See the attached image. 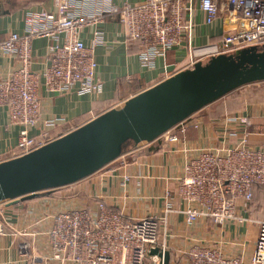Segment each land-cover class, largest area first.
<instances>
[{"label": "built area", "instance_id": "2783aa9c", "mask_svg": "<svg viewBox=\"0 0 264 264\" xmlns=\"http://www.w3.org/2000/svg\"><path fill=\"white\" fill-rule=\"evenodd\" d=\"M186 1L193 0H125L120 5L112 0H54V11L26 12L24 31L10 32L0 40V54L15 56L18 61L8 76L0 77V107H5L11 124L20 126L14 156L56 138L48 129L60 118H41V88L57 93L101 92L102 82L95 76L94 49L102 42L97 25L105 17H115L125 37L137 43L138 59L146 69H152L155 60L169 49L186 47L184 60L174 62L171 69L165 66L166 77L218 54L264 46V0H198L205 23H212L221 9H225L230 23V29L218 41L202 45L183 42L188 27L183 21ZM88 26L93 27L90 45L80 38V32ZM37 37L50 41L49 64L42 71L31 68V44ZM188 118L175 126L184 130L186 125L182 124ZM189 125L198 126L192 120ZM32 129L36 130L33 134ZM160 137L164 144L179 140V135L169 130ZM123 179L128 181L129 177ZM253 184L264 186L263 148L247 147L245 136L233 146L200 147L194 156L186 158L173 194L166 193L165 213L177 210L172 207L171 199L175 198L184 204L181 213L187 225L204 219L214 226L235 220L245 223L247 218L239 213L249 206ZM92 201L93 207L68 206L51 215L43 234L48 263L164 264L163 253L168 251L164 216L131 218L122 209L108 207L102 198ZM3 232L0 221V234ZM155 248L159 254L151 253ZM180 259L184 264H264V220L257 223L247 258L224 253L214 245L192 242Z\"/></svg>", "mask_w": 264, "mask_h": 264}, {"label": "crops", "instance_id": "0c3cea01", "mask_svg": "<svg viewBox=\"0 0 264 264\" xmlns=\"http://www.w3.org/2000/svg\"><path fill=\"white\" fill-rule=\"evenodd\" d=\"M112 1L120 5L125 0ZM126 1L137 3L143 0ZM40 10L54 11V0H0V40L10 32L22 33L25 13ZM183 21L188 25L183 42L192 45L218 41L230 29L225 9L220 10L212 23H205L198 0L185 2ZM97 29L102 42L94 49L95 76L102 82L101 92L89 95L40 89L41 118H60L48 129L51 137L68 132L109 108L120 107L130 96L166 78L165 66L171 69L174 62L184 60L187 55L186 47L169 49L164 57L155 60L152 69H146L138 59L137 43L125 37L115 17H105ZM92 32L93 27L89 26L80 32V38L86 45H90ZM49 42L45 37L32 40L33 70L42 71L49 64ZM17 64L15 56L0 54V77L8 76ZM234 115L237 116L235 119H229ZM193 116L191 120L198 126L189 125L178 142L157 143L158 138L152 141L156 142L155 147L152 144L144 147L146 150L142 155L136 153L135 147H126L120 157L84 178L87 181L79 193L78 186L57 189L69 187V191L80 196L85 189L87 197L102 198L115 209L123 210L126 206L140 204V211L144 214L152 211L156 216H164L168 227V264H184L179 258L186 245L192 242L214 245L224 253L241 254L247 258L255 240L257 223L264 220V216L259 214L264 210L263 185V188L256 187L259 189L254 191L249 208L240 210L239 214L247 221H229L222 226H214L205 219L192 225L185 224L181 213L184 204L171 199L172 207L177 210L165 213L168 204L165 196L168 192L173 194L176 178L182 174L186 158L194 156L200 147L233 146L245 136L247 147L264 149V86L236 90L203 107ZM239 118L246 121L241 122ZM19 130L20 126L9 122L5 107H0V160L14 156ZM35 132L32 129L31 133ZM128 175L130 179L124 181ZM57 189L31 199L0 202V221L4 225V232L0 234V264H54L45 259L49 250L43 234L50 225L51 215L68 207L65 200L52 195ZM252 206L258 210L252 212ZM131 212L125 213L133 217V210Z\"/></svg>", "mask_w": 264, "mask_h": 264}, {"label": "water", "instance_id": "95a60500", "mask_svg": "<svg viewBox=\"0 0 264 264\" xmlns=\"http://www.w3.org/2000/svg\"><path fill=\"white\" fill-rule=\"evenodd\" d=\"M259 81H264V46L198 61L130 96L120 107L25 154L0 160V202L31 199L84 179L127 146L152 142L203 107ZM163 256L167 264L169 252Z\"/></svg>", "mask_w": 264, "mask_h": 264}, {"label": "rangeland", "instance_id": "374dc122", "mask_svg": "<svg viewBox=\"0 0 264 264\" xmlns=\"http://www.w3.org/2000/svg\"><path fill=\"white\" fill-rule=\"evenodd\" d=\"M262 86H264V81H259V82H254V83H251V84H247V85H244V86H242V87H239V88H237L236 90H243V89H248V87H255V88H262ZM236 90H234V91H232L231 93H233V92H235ZM224 97V96H223ZM197 113V112H196ZM195 114V113H194ZM194 114H192L191 116H190V118H188L189 120H191L192 119V116L194 115ZM194 117V116H193ZM234 117H237L236 115H234ZM189 120H186V121H184L183 122V124L182 125H186V127H185V129L184 130H181V126H174L173 128H171V129H169V133H176L177 135H179L180 137H183L185 134H186V129H187V124H188V122H189ZM158 139V138H157ZM155 141V140H154ZM160 141H162V137H159V140H158V142L157 143H160ZM155 143L156 142H140V143H138V144H136L137 146H134V145H129V146H127V148H130L131 146H133V148L135 147V149H137L138 150V152H137V150H136V153H139L140 155H142L143 154V152L146 150V149H144V147H146L147 145H154V147H155ZM168 143H170V142H168ZM126 148V149H127ZM120 157V156H119ZM111 163V162H110ZM109 163V164H110ZM109 164H107V165H109ZM106 166V165H105ZM104 166V167H105ZM103 167V168H104ZM102 169V168H101ZM96 173V172H95ZM128 177H129V175H128ZM129 179H130V177H129ZM86 181H87V179H81V180H79V181H77V182H75V183H73V184H70L71 185V187L73 188H76V186H78L79 187V190H78V193L80 192V189H81V187L83 186V185H85V183H86ZM71 188V189H72ZM69 189V187H67V188H62V189H57V190H55L54 191V193L52 194V195H56V196H58V197H60V198H62L63 200H65L66 202H65V206L66 205H68V206H72V207H74V206H83V207H90V206H92L93 207V204L94 203H92L93 201H92V199H90L89 197H87V195H86V190L85 189H83V191H82V193H83V195H79V194H75V193H73L72 191H69L68 190ZM65 192V193H64ZM52 193V192H51ZM49 195H51V194H49ZM250 206V205H249ZM249 206H248V208H249ZM108 207H110L111 209L113 208L114 209V207L115 206H112V205H109L108 204ZM124 210V211H123ZM122 211H123V213L124 214H126L125 212L126 211H129L131 214H132V210H133V212H134V215H133V218H141V217H144V216H155V213L154 212H152V211H150V212H148V213H146V214H144L142 211H140V204H134V205H130L129 207H125L124 209H123ZM257 211L258 210V207H253L252 206V212L253 211ZM254 211V212H255ZM260 213L259 214H262L263 216H264V210H262V211H259ZM141 213V214H140ZM126 215H128V214H126ZM132 218V217H131ZM187 246V245H186ZM168 250V249H167Z\"/></svg>", "mask_w": 264, "mask_h": 264}, {"label": "trees", "instance_id": "16d2710c", "mask_svg": "<svg viewBox=\"0 0 264 264\" xmlns=\"http://www.w3.org/2000/svg\"><path fill=\"white\" fill-rule=\"evenodd\" d=\"M256 187H262V185L260 184H253L252 187H251V192H252V197H253V193L254 191H256V189H259V188H256ZM263 188V187H262ZM261 188V189H262ZM252 199V198H251Z\"/></svg>", "mask_w": 264, "mask_h": 264}]
</instances>
